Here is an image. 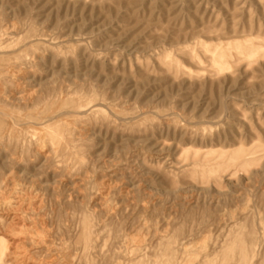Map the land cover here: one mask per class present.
<instances>
[{"label":"rangeland","instance_id":"rangeland-1","mask_svg":"<svg viewBox=\"0 0 264 264\" xmlns=\"http://www.w3.org/2000/svg\"><path fill=\"white\" fill-rule=\"evenodd\" d=\"M0 264H264V0H0Z\"/></svg>","mask_w":264,"mask_h":264}]
</instances>
